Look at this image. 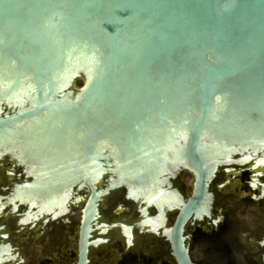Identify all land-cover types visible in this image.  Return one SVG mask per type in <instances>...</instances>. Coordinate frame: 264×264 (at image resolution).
Segmentation results:
<instances>
[{
	"label": "water",
	"instance_id": "obj_1",
	"mask_svg": "<svg viewBox=\"0 0 264 264\" xmlns=\"http://www.w3.org/2000/svg\"><path fill=\"white\" fill-rule=\"evenodd\" d=\"M5 153L21 159L25 178L13 190L20 166H3L2 264L29 245L37 256L71 224L75 264H88L91 238L111 228L99 206L109 221L136 218L123 221L130 243L135 228L173 224L172 256L194 264L184 230L208 198L264 204L258 176L224 183L264 161V0H0V159ZM175 175L188 196L173 190ZM43 216L54 219L49 242ZM18 217L33 235L9 226ZM155 236L146 241L165 250Z\"/></svg>",
	"mask_w": 264,
	"mask_h": 264
},
{
	"label": "rangeland",
	"instance_id": "obj_2",
	"mask_svg": "<svg viewBox=\"0 0 264 264\" xmlns=\"http://www.w3.org/2000/svg\"><path fill=\"white\" fill-rule=\"evenodd\" d=\"M74 82L77 88L83 85V82ZM255 163L228 172L227 179L232 183L238 181L237 184L250 183ZM260 169L264 170V165ZM170 181L180 197L188 196L189 188L182 176L175 175ZM210 203L207 213L194 227L186 229L191 259L197 264H264V204L237 195L214 196ZM149 211L153 216L157 215L155 207L149 208ZM76 243L77 225L71 224L57 242L42 251L44 256L40 252L34 259L39 261L38 264H51L54 259L57 264H73L76 262ZM108 248L105 259L112 253L122 252L117 243L111 242ZM143 251L152 255V264L163 263L159 256L164 249L146 241ZM103 255L92 252V264L101 263ZM44 257H49L51 261Z\"/></svg>",
	"mask_w": 264,
	"mask_h": 264
},
{
	"label": "flooded vegetation",
	"instance_id": "obj_3",
	"mask_svg": "<svg viewBox=\"0 0 264 264\" xmlns=\"http://www.w3.org/2000/svg\"><path fill=\"white\" fill-rule=\"evenodd\" d=\"M6 165H13V166H15V168H18L20 166L19 173H17V172L14 173L13 172V176L11 178V179H13V182H14V184H12L13 190H14L15 187L19 186L18 185V181L20 180L19 177L21 179L25 178V176L21 177V175L23 174V171H24V164L21 162V159L14 158L13 153H11V154L10 153H5V155L3 157H1V159H0V185H1L2 180H4L5 178H8V175H6V177H3V173H2L3 166H6ZM263 165H264V161H258V162H256L253 165L254 170L251 172L252 175L254 176L253 180L258 176V180H256V181H261V182L264 181V176H259V175H263L264 174V170L261 171V169H260V168H262ZM214 181H215V178L213 179L211 185L214 183ZM228 182H229L228 179L224 180V183H228ZM235 183H238V181H235ZM211 185L209 187L210 197H211V191H210ZM257 185L258 184L256 183V185H254V186H257ZM260 187L264 188V186H260ZM192 190H193V187H192ZM0 191L2 192V193L0 192V194H1L0 198H1V203H2V201H4V199H2V197H4L5 195L3 194V192H4L3 190H0ZM263 192L264 191L261 192V194H260L261 196H264V195H262ZM8 193L6 192V194H8ZM83 193L86 194L85 199H84V203H85L86 202V198L88 196V192H87V190H85V192H83ZM7 196H9V195H7ZM208 199H209V202H210L211 198H208ZM209 202H208V205L206 207L211 205V203H209ZM84 203H83V205H84ZM83 205H82V207H83ZM165 208H167V207H165ZM99 209H100V211L98 212V214H99V217L102 218V222L103 223H107L109 225V227H111V228H108L107 229L108 231H106V232L102 231L101 233L95 235L96 237H94V239L91 238L93 246L90 248V251H89L88 264H92V262H91V260H92V257H91L92 252H96V254H98V255L101 254V253L103 255V253H104V255L102 256V262L99 263V264H152V262H151L152 260L150 258V257H152V255L149 256L146 252H144L143 251V246L145 245L146 240H148L152 236H155V234L157 235L155 237L158 240H160L161 237L164 238V243H165V247H166L165 251H163L161 253L159 252L160 255H161V256H159V259L160 258L162 259V261H163L162 264H177L175 259H174V257L172 256V250H171V245H170V240H169V232H168V230H170V227H172L173 224L170 227L159 229V231H154L152 228L145 229V230H142V229H139V228H135V233L133 234V236H135V240H134L133 243H130L129 240H131V239L129 238V235L126 234V231L127 230H128V232L130 231L129 234L130 233L132 234V232H131L132 230H131V227L128 226L127 224H124L123 221H124V219H128L130 222H134L136 220V218L132 220L130 217L125 216V217H117L114 220L109 221V220H106L105 217H102L103 211L101 210L100 206H99ZM150 209H152V207H150ZM155 209H156V207H155ZM38 210H39V207L38 206H34V210L33 211L38 213L39 212ZM207 210H206V213H207ZM8 212H9V210H7V211L5 210V212L0 213V226H4L5 225L6 220H7V219L5 220V218L7 217V213ZM165 213H166V210H165ZM139 214H138V216H139ZM149 214L151 215L150 216L151 218L152 217L153 218L156 217V216H153L150 211H149ZM156 214H157V212H156ZM177 214H178V210L176 211V216H177ZM14 220L16 221L17 226H18L17 230L15 231L16 233H19V232L27 229V230L31 231L30 234H32V235L34 234V232L32 231L34 226L31 227V229H28V227H25L23 229L19 227V222H18L20 220L19 217L12 219L10 221L9 226L11 225V223ZM40 220L41 219H39L36 222L37 225H38V223H40ZM198 220L196 222H194L193 224L192 223L187 224L186 227H185L184 236H185V239H186V245H187L188 249H189V246H188V239L186 237V229H187L188 226L194 227L195 224L198 222ZM52 221H54V219H52ZM52 221H51V217H50L49 221H45V217L43 219L44 226L49 224L48 228L45 230V236L47 237L46 242H49V240L54 238L53 237L54 234L52 236H50V233L51 234L54 233V230H55L54 227H53V222ZM77 221L79 223V219H77ZM174 221H175V219H174ZM109 223H111V224H109ZM115 223H118V225L116 227H113V225H115ZM212 223L214 224L213 220H212ZM9 226H8V232H9V228H10ZM78 228H79V226H78ZM71 229H72V227H71ZM71 233H72V230H70V235H71ZM152 233H154V234H152ZM100 236H102V240H97L98 238H101ZM9 237H10V234H9ZM77 240H78V232H77ZM95 240H97V241H95ZM263 241H264V236H263ZM9 242L11 243V241H9ZM111 242L114 243V244H116V243L120 244V246L122 248V252H121V254L112 253L111 257H108L107 259H105L104 256L106 255L107 249H109L108 247H109ZM10 245L12 247V252H13L14 248H13L12 244H10ZM44 251H46V250H44ZM44 253L45 252H42V256H44ZM156 254L157 253H155V255ZM13 255H16V254H13ZM26 255L30 256V258L27 257V263H25V260H24V259H26V257H25ZM35 256H36V253H35L34 246H30L29 245L27 251L23 250V256L10 258L11 261L9 260L10 262H8V264H38L39 261L37 262V260L34 259V258H37ZM189 257H190V252H189ZM44 258L51 261V259L49 257L48 258L44 257ZM190 259H191V257H190ZM62 260H63V257L61 258V262H62ZM191 261L194 264H197L192 259H191ZM75 263H73V264H75ZM51 264H57L56 260L54 259Z\"/></svg>",
	"mask_w": 264,
	"mask_h": 264
},
{
	"label": "bare ground",
	"instance_id": "obj_4",
	"mask_svg": "<svg viewBox=\"0 0 264 264\" xmlns=\"http://www.w3.org/2000/svg\"><path fill=\"white\" fill-rule=\"evenodd\" d=\"M75 83V82H74Z\"/></svg>",
	"mask_w": 264,
	"mask_h": 264
}]
</instances>
